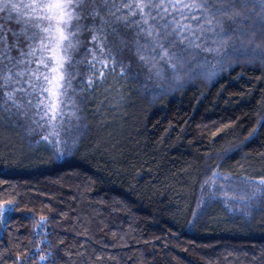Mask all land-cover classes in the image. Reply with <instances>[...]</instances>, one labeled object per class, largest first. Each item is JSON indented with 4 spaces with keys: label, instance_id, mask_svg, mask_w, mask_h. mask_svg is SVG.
<instances>
[{
    "label": "trees",
    "instance_id": "16d2710c",
    "mask_svg": "<svg viewBox=\"0 0 264 264\" xmlns=\"http://www.w3.org/2000/svg\"><path fill=\"white\" fill-rule=\"evenodd\" d=\"M81 39L70 69L80 73L72 83L81 115L64 124L69 144L78 141L72 151L57 160L33 143L49 127L20 115L0 121V201L17 203L1 226L0 264H41L49 251L56 264H264V222L214 219L232 212L204 185L217 164L232 173L264 165V135L245 141L264 116V64L241 59L212 81L155 97L117 74L79 92L92 58L90 36ZM228 144L241 147L218 155Z\"/></svg>",
    "mask_w": 264,
    "mask_h": 264
},
{
    "label": "snow or ice",
    "instance_id": "6c2138e0",
    "mask_svg": "<svg viewBox=\"0 0 264 264\" xmlns=\"http://www.w3.org/2000/svg\"><path fill=\"white\" fill-rule=\"evenodd\" d=\"M85 33L92 42L86 49L91 75L79 92L95 91L117 74L155 97L200 77L212 81L241 59L264 64V0H0V121L20 115L41 129L49 127L33 143L49 145L57 160L78 143L69 144L64 124L80 119L72 83L80 73L70 69ZM126 50L132 56L125 57ZM262 130L259 116L245 141H259ZM240 147L228 144L218 155ZM221 168L217 164L204 181L210 198H222L230 211L244 216L264 213V174ZM16 210V201H0V223L7 227ZM45 222L41 217L37 227ZM50 258L56 264L53 252L42 253L41 264Z\"/></svg>",
    "mask_w": 264,
    "mask_h": 264
},
{
    "label": "rangeland",
    "instance_id": "374dc122",
    "mask_svg": "<svg viewBox=\"0 0 264 264\" xmlns=\"http://www.w3.org/2000/svg\"><path fill=\"white\" fill-rule=\"evenodd\" d=\"M84 115H85V113H84ZM125 116H128V115H124V116L120 115L118 117L124 118ZM245 172L249 175L264 174V165L260 166V165H256V164H246V165L235 168L233 173L234 174H240V173H245ZM218 183H219V181H218ZM214 201L216 202V204L220 205L222 208H224V206H226L223 203L222 198H218ZM227 209H229V208H227ZM231 212H232V214L229 217H226V215L224 213H221V212H220V214L216 213L215 217H217V218H214V219L220 220V221H223V219H226L237 227H240V225L245 224L248 221H250V223L253 225L259 224L260 222H262V223L264 222V213L254 212L251 217H248V216H244L242 214H239L238 212H233V211H231ZM232 215H233V217H232ZM1 226H2V223H0V230H1Z\"/></svg>",
    "mask_w": 264,
    "mask_h": 264
}]
</instances>
